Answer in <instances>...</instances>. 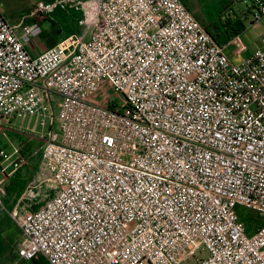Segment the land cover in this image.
I'll use <instances>...</instances> for the list:
<instances>
[{
    "label": "built area",
    "instance_id": "obj_1",
    "mask_svg": "<svg viewBox=\"0 0 264 264\" xmlns=\"http://www.w3.org/2000/svg\"><path fill=\"white\" fill-rule=\"evenodd\" d=\"M231 2L223 24L264 17V0ZM69 7L80 26L97 18L90 34L33 55L35 18ZM24 17L14 26L0 5V124L59 131L24 194L34 201L50 184L44 203L9 208L0 195L19 258L264 264V52L233 59L230 39L217 41L182 0H56ZM107 84L123 104L99 102Z\"/></svg>",
    "mask_w": 264,
    "mask_h": 264
},
{
    "label": "rangeland",
    "instance_id": "obj_2",
    "mask_svg": "<svg viewBox=\"0 0 264 264\" xmlns=\"http://www.w3.org/2000/svg\"><path fill=\"white\" fill-rule=\"evenodd\" d=\"M56 0H0V5L3 7L5 16L11 24H17L20 19H25L24 16H29L37 8L39 3H53ZM183 3L189 8L194 16L202 23V25L210 30L218 39L223 37L225 31V25L222 23V16L231 7V0H182ZM235 8H238L235 5ZM81 18L80 13L76 12L72 8H57L50 15L41 14L35 20H38L42 26L43 34L38 42L44 44L45 47H52L61 41L63 38L71 34H86L87 36L92 31L93 27L97 23L89 26H80L78 21ZM33 20L28 19V22ZM245 29L238 36H233L231 43L226 47V51L233 59L243 57L247 58L252 56L258 51L264 52V17L258 22H253L251 17L242 20ZM215 27L222 29V33H216ZM229 41V40H228ZM30 50V46H28ZM99 102L104 103L102 98H107V101H114L119 104L125 102L123 96L112 89L110 85H105L101 92ZM25 123L24 125L21 123ZM4 126V127H1ZM0 128L6 130V135L9 136L7 131L15 132L14 136L18 137L19 147L23 149L27 143L36 142L41 149L46 141L49 131H59L58 125L41 126L37 119H33L30 123L27 120H14L11 124L1 123ZM31 154V152H30ZM53 190L50 184H46L40 193V197H37L34 201L37 205L44 203L45 197L52 194ZM6 205L8 203L4 200ZM33 202V201H32ZM10 208V207H9ZM12 208V207H11ZM245 213V217L252 219L255 217V213L249 210H241ZM7 214V213H6ZM8 215V214H7ZM9 216V215H8ZM12 222L13 220L9 218ZM260 222V221H259ZM16 226V224L13 222ZM18 229V228H17ZM18 232L19 229H18ZM18 245L14 247L9 254L0 256V264H47L44 259H38L33 261H26L20 259L17 253Z\"/></svg>",
    "mask_w": 264,
    "mask_h": 264
},
{
    "label": "crops",
    "instance_id": "obj_3",
    "mask_svg": "<svg viewBox=\"0 0 264 264\" xmlns=\"http://www.w3.org/2000/svg\"><path fill=\"white\" fill-rule=\"evenodd\" d=\"M1 10L6 18L2 6ZM20 22L21 19L17 24L12 25L18 26ZM18 31H20V28ZM39 39L40 38H36L30 47V51L35 56L48 48L45 47L44 44H40L38 42ZM28 121L31 123L33 120L28 119ZM21 124L24 125L25 123L23 122ZM7 132L9 136H5L6 130L0 128V149L6 150L9 154L7 160L0 162V195L3 200L8 203L10 208L20 204V206L25 208L33 207V209H37L39 205H37L35 201L32 202L31 200L25 199L24 194L27 192L30 183L37 178L43 146L40 149L36 142H32L27 143L26 146L21 149V147L18 146V137L14 136L16 133L12 131ZM29 144L32 145L30 150H27L26 147ZM22 154H24L25 158L21 159L22 163L25 160L23 165L18 164ZM41 189L42 187L39 190L40 192L42 191ZM9 218L10 217L5 212L0 211V256L9 254L14 247L17 245L19 246L21 240V232H18L19 228L15 226Z\"/></svg>",
    "mask_w": 264,
    "mask_h": 264
},
{
    "label": "trees",
    "instance_id": "obj_4",
    "mask_svg": "<svg viewBox=\"0 0 264 264\" xmlns=\"http://www.w3.org/2000/svg\"><path fill=\"white\" fill-rule=\"evenodd\" d=\"M225 25V31L223 33V37H219V39L210 32V30L207 28V30L214 36V38H216L217 41L225 43L227 42L229 39H231L233 36H238L241 34V32L245 29V26L243 24V22L241 20H234L231 22H228ZM215 31L216 33H222V29L216 28L215 27ZM32 144H29L26 149L30 150ZM24 158V154L21 155V158H19V162L18 164L23 165L22 160ZM25 159V158H24ZM47 263V262H46Z\"/></svg>",
    "mask_w": 264,
    "mask_h": 264
}]
</instances>
